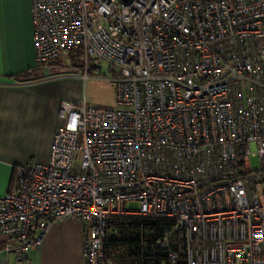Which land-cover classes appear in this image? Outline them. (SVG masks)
Listing matches in <instances>:
<instances>
[{"label": "built area", "instance_id": "2783aa9c", "mask_svg": "<svg viewBox=\"0 0 264 264\" xmlns=\"http://www.w3.org/2000/svg\"><path fill=\"white\" fill-rule=\"evenodd\" d=\"M30 11L37 66L74 52L85 78L106 64L116 107L62 103L48 161L15 167L0 196L14 264L66 220L83 223L85 264H110L112 215L168 220L161 264H264V0Z\"/></svg>", "mask_w": 264, "mask_h": 264}, {"label": "crops", "instance_id": "0c3cea01", "mask_svg": "<svg viewBox=\"0 0 264 264\" xmlns=\"http://www.w3.org/2000/svg\"><path fill=\"white\" fill-rule=\"evenodd\" d=\"M39 68L30 0H0V196L8 191L15 167L48 161L60 105L72 104L60 87L64 79L40 74ZM7 244V237L0 235V264H14ZM26 261L85 264L83 223L54 224L40 247L27 251Z\"/></svg>", "mask_w": 264, "mask_h": 264}, {"label": "trees", "instance_id": "16d2710c", "mask_svg": "<svg viewBox=\"0 0 264 264\" xmlns=\"http://www.w3.org/2000/svg\"><path fill=\"white\" fill-rule=\"evenodd\" d=\"M68 58L77 65V54ZM166 219L112 215L107 222L104 256L110 264H161L156 241L169 229Z\"/></svg>", "mask_w": 264, "mask_h": 264}, {"label": "rangeland", "instance_id": "374dc122", "mask_svg": "<svg viewBox=\"0 0 264 264\" xmlns=\"http://www.w3.org/2000/svg\"><path fill=\"white\" fill-rule=\"evenodd\" d=\"M39 70L40 74L64 79L60 87L66 89L67 100H71L72 104L79 105L85 102L100 108L116 107L115 87L111 80L115 74L106 64H102L97 70H90L85 78L82 76V70L68 57L61 58L57 65H47ZM249 162L252 169L259 167L256 157L251 158ZM133 206L130 204L128 207Z\"/></svg>", "mask_w": 264, "mask_h": 264}]
</instances>
